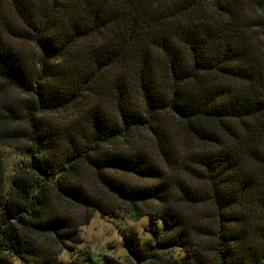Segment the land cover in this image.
Wrapping results in <instances>:
<instances>
[{"label": "trees", "instance_id": "trees-1", "mask_svg": "<svg viewBox=\"0 0 264 264\" xmlns=\"http://www.w3.org/2000/svg\"><path fill=\"white\" fill-rule=\"evenodd\" d=\"M4 3L0 264H94L96 212L150 217L102 264H264V0Z\"/></svg>", "mask_w": 264, "mask_h": 264}, {"label": "rangeland", "instance_id": "rangeland-1", "mask_svg": "<svg viewBox=\"0 0 264 264\" xmlns=\"http://www.w3.org/2000/svg\"><path fill=\"white\" fill-rule=\"evenodd\" d=\"M4 1V4H7V0ZM7 13L8 20L16 23L17 20L9 12ZM16 41L25 50L32 51L31 49L29 50L30 44L21 43L19 40ZM21 97L22 95L18 91L0 80V98L17 100ZM22 157L19 141L11 140L7 144H0V170L3 169L6 176L11 174ZM149 220L150 217L148 215L142 216L139 220H134L123 214L111 217L96 212L88 224L80 227L81 242L76 246L75 250H63L60 257L67 263L71 259L79 261L82 252L88 251L92 253L93 259H95L94 264H102L103 256H111L125 261L128 256V244L124 234L133 230L138 233L141 240H146L150 237L149 232L146 230ZM85 264H89V262Z\"/></svg>", "mask_w": 264, "mask_h": 264}]
</instances>
